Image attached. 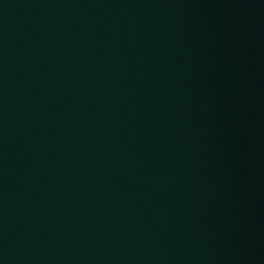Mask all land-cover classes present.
<instances>
[{
    "label": "water",
    "instance_id": "water-1",
    "mask_svg": "<svg viewBox=\"0 0 264 264\" xmlns=\"http://www.w3.org/2000/svg\"><path fill=\"white\" fill-rule=\"evenodd\" d=\"M264 64V0H0V264H199Z\"/></svg>",
    "mask_w": 264,
    "mask_h": 264
}]
</instances>
